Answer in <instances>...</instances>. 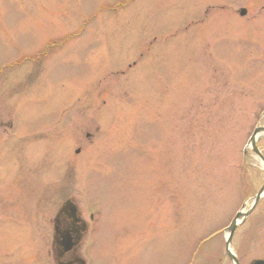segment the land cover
Instances as JSON below:
<instances>
[{"label":"rangeland","instance_id":"obj_1","mask_svg":"<svg viewBox=\"0 0 264 264\" xmlns=\"http://www.w3.org/2000/svg\"><path fill=\"white\" fill-rule=\"evenodd\" d=\"M257 128L264 0H0V264L65 200L89 264L264 261Z\"/></svg>","mask_w":264,"mask_h":264},{"label":"flooded vegetation","instance_id":"obj_2","mask_svg":"<svg viewBox=\"0 0 264 264\" xmlns=\"http://www.w3.org/2000/svg\"><path fill=\"white\" fill-rule=\"evenodd\" d=\"M87 136L89 138L90 135ZM51 220L50 241H47L50 263L89 264L84 252L85 254L87 252L86 240L91 233L90 225L94 218L90 216L89 220L85 221L73 202L65 200V203L55 211ZM23 224L18 223L16 226L19 229H25L29 238L34 239L37 225L34 226L32 222Z\"/></svg>","mask_w":264,"mask_h":264},{"label":"water","instance_id":"obj_3","mask_svg":"<svg viewBox=\"0 0 264 264\" xmlns=\"http://www.w3.org/2000/svg\"><path fill=\"white\" fill-rule=\"evenodd\" d=\"M246 15V10H242L241 11V16H245ZM264 131V128L262 129H256L255 132L253 133L252 137H251V143L253 144V147H254V150L258 153V151L256 150V136L258 135L259 132H262ZM263 193H264V186L262 187V189L259 191V193L256 195L255 197V201H254V205H256L260 199L263 197ZM240 217V214L237 215V219ZM236 219V220H237ZM236 220L233 221L232 225L229 227V231H230V236H229V239L227 240V243H226V252H227V255L228 257L235 263V264H240L236 257L231 253L230 251V245H231V241H232V238H233V235L235 234V231H236ZM254 264H264V261L262 260H258V261H255Z\"/></svg>","mask_w":264,"mask_h":264},{"label":"bare ground","instance_id":"obj_4","mask_svg":"<svg viewBox=\"0 0 264 264\" xmlns=\"http://www.w3.org/2000/svg\"><path fill=\"white\" fill-rule=\"evenodd\" d=\"M262 135L261 134H258L257 136H256V141L261 137ZM229 234H227V236H228Z\"/></svg>","mask_w":264,"mask_h":264}]
</instances>
